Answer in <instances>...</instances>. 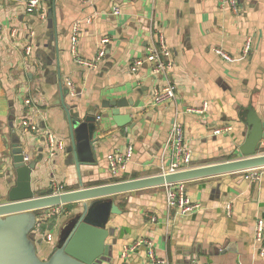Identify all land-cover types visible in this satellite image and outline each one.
<instances>
[{
  "label": "crops",
  "instance_id": "0c3cea01",
  "mask_svg": "<svg viewBox=\"0 0 264 264\" xmlns=\"http://www.w3.org/2000/svg\"><path fill=\"white\" fill-rule=\"evenodd\" d=\"M27 1L0 0V203L16 181L15 145L28 162L36 161L31 189L41 196L53 193L54 183L69 191L159 174L161 165L170 163L162 152L174 119L191 151L190 167L241 157L238 145L246 134L243 118L249 107L264 122V0H236V10L220 0H41L31 13ZM158 33L171 53L169 80L176 86L175 98L162 104L152 103V92L167 83L165 75L154 74L148 61L132 69L149 46L158 47ZM103 38L108 40L101 45ZM101 46L105 53L96 67L77 61L93 60ZM59 81L70 114L95 117V154L80 164L81 181L74 164L66 163L70 138ZM104 99H124L120 114L130 121L118 126L111 107L101 106ZM203 106V112L187 110ZM23 120L37 130L24 131ZM226 126L231 129L213 133ZM49 134L63 143L54 155ZM128 146L132 157L115 177L107 156ZM183 184L185 195L201 205L198 211L181 215L170 209L164 186L111 196L120 213L111 214L107 223L112 230L106 239L111 244L108 264H151L145 245L123 255L124 246L142 238L169 264H264L255 240L258 219L264 223V170L259 179L233 172ZM78 205L60 206L66 210L54 216L53 228L59 231ZM46 219L44 230L31 232L43 260L57 238L43 243L45 231L52 229Z\"/></svg>",
  "mask_w": 264,
  "mask_h": 264
},
{
  "label": "water",
  "instance_id": "95a60500",
  "mask_svg": "<svg viewBox=\"0 0 264 264\" xmlns=\"http://www.w3.org/2000/svg\"><path fill=\"white\" fill-rule=\"evenodd\" d=\"M63 84L59 81V102L65 111L70 138L66 163L74 164L81 181L79 166L88 163L91 154H95L93 141L97 127L92 115L82 119L79 115L70 114L69 105L63 99L66 92ZM126 104L124 99H104L101 106L111 107L116 124L123 126L130 121L128 115L120 114V108ZM243 121L247 130L243 142L238 145L241 157L237 159L41 196H35L31 189V172L36 161L24 164L22 147L15 145L12 154L16 181L7 192L6 202L0 203V264H108L111 244H107L106 239L112 230L107 223L111 214L120 213L111 196L264 166V153H260L263 150L264 122L251 107ZM78 202L81 205L73 209L58 231L54 250L47 259H41L31 236L40 220L36 211Z\"/></svg>",
  "mask_w": 264,
  "mask_h": 264
},
{
  "label": "built area",
  "instance_id": "2783aa9c",
  "mask_svg": "<svg viewBox=\"0 0 264 264\" xmlns=\"http://www.w3.org/2000/svg\"><path fill=\"white\" fill-rule=\"evenodd\" d=\"M41 0H28L27 1V12L31 13L33 11L39 10ZM220 3L222 6L225 4L229 5L232 10H236L238 8L236 4V0H220ZM118 7L114 8L113 13L117 14ZM41 18L44 16L42 14H39ZM77 36H78V25L75 24L73 27V33H72V50H75V46L77 43ZM157 43L158 47L155 45L149 46L146 55L144 58L135 59L133 61L132 69H135L139 67L144 61H148V63H152L153 65V73L155 74H163L166 77L167 83L162 87H157L152 92V103L155 104H162L164 102L171 101L176 96V86L169 80L170 76V70L173 67V61L171 60V53L169 49L167 48V45L164 42V37L161 33L157 34ZM108 39L103 38L101 39V45L107 42ZM249 48V42H247L246 47L244 48L243 52H247ZM219 54L226 58L230 59L228 55L223 53L222 51H218ZM105 53V49L103 46H101L91 61H82L77 60L79 63H82L84 65H87L89 67H96L98 62L101 60ZM70 85V83H68ZM26 103H29V100L25 101ZM204 106L200 109H191L188 108V111H195V112H203ZM21 126L23 127L24 131H36L37 127L36 125L30 123L28 120H23L21 122ZM231 129V127H219L215 128L213 133L214 134H220L222 132H227ZM184 133L183 128L177 119H174V121L171 123L168 136L164 143V149L162 152V157L166 155V153L169 154L170 157V163L168 165H161L159 174H165V173H173L176 171L187 169L191 166V159L192 154L191 151L185 146L184 141ZM50 154L54 155L55 151L57 149L63 148V143L61 141H57L53 138L52 134L48 135L47 138ZM133 153V149L131 146H128L124 152L116 151L113 153H110L107 156V161L109 165L110 172L113 176L118 177L121 175L123 171H125L127 167L128 161L131 159ZM27 156L23 157V162L27 161ZM264 170V166L262 167H256V168H250L243 171H240L244 174L246 179H259L261 173ZM184 182H177L172 184H166L165 187V195H166V204L170 209H173L178 214H190L194 211H198L201 208V205L198 202H192L184 193ZM54 192L53 193H59L65 191L62 185L53 184ZM60 206L62 205H56L51 206L50 210L46 208L43 211H47V214L45 213V217L51 218V216L55 215L56 213H59L61 210ZM60 210V211H59ZM59 211V212H58ZM45 217H42V219L39 220V223H42L43 219L45 220ZM46 219V220H47ZM37 224V225H38ZM43 239L45 242L50 243L54 242V236L50 231H45ZM255 240L259 243V253L262 255L264 253V223L262 220L258 219L256 226H255ZM141 245L146 246V253H147V259L148 262L151 264H169L163 259H159L155 256L154 249L152 242L148 239H138L134 241L129 246H124L123 248V255H127L129 252L135 251L137 248H139Z\"/></svg>",
  "mask_w": 264,
  "mask_h": 264
},
{
  "label": "rangeland",
  "instance_id": "374dc122",
  "mask_svg": "<svg viewBox=\"0 0 264 264\" xmlns=\"http://www.w3.org/2000/svg\"><path fill=\"white\" fill-rule=\"evenodd\" d=\"M260 153H264V150H260ZM78 204V203H77ZM44 210L46 209V208H43ZM43 209H40L39 211H38V215H39V217H41L42 216V214H44L45 215V213L47 214V212H45V211H43ZM48 210H50V207H48ZM61 210V211H60ZM58 212L59 213H56L55 215H53V216H51V218H48L47 219V222H49V220H51L50 221V223H48L49 224V228H52L50 231H51V233L54 235V237H57V235H58V231H57V229L56 228H53V224H51L52 222H56L55 220H53V218H54V216L55 217H60L61 215H63L64 214V212H65V210L64 209H60ZM43 243H46V242H43Z\"/></svg>",
  "mask_w": 264,
  "mask_h": 264
},
{
  "label": "trees",
  "instance_id": "16d2710c",
  "mask_svg": "<svg viewBox=\"0 0 264 264\" xmlns=\"http://www.w3.org/2000/svg\"><path fill=\"white\" fill-rule=\"evenodd\" d=\"M64 205H70V204H64ZM39 210H37L36 212H38ZM38 224V223H37ZM36 224V226H35V229L36 228H38V229H40V230H44L45 229V224H43V223H39L38 225Z\"/></svg>",
  "mask_w": 264,
  "mask_h": 264
}]
</instances>
